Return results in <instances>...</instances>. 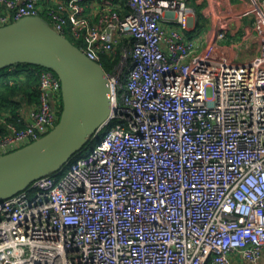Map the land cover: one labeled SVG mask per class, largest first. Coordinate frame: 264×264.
<instances>
[{
  "label": "built area",
  "instance_id": "obj_1",
  "mask_svg": "<svg viewBox=\"0 0 264 264\" xmlns=\"http://www.w3.org/2000/svg\"><path fill=\"white\" fill-rule=\"evenodd\" d=\"M254 12L255 57L239 62L186 36L189 0H0V27L39 16L102 67L117 60L112 113L90 143L0 203V264H262L264 10ZM228 28L214 41L244 46ZM37 74L38 103L0 113V156L59 123L61 81Z\"/></svg>",
  "mask_w": 264,
  "mask_h": 264
},
{
  "label": "water",
  "instance_id": "obj_2",
  "mask_svg": "<svg viewBox=\"0 0 264 264\" xmlns=\"http://www.w3.org/2000/svg\"><path fill=\"white\" fill-rule=\"evenodd\" d=\"M19 64L50 69L58 76L62 112L59 123L46 136L0 156V203L64 167L112 113L104 68L44 18L25 17L0 27V72Z\"/></svg>",
  "mask_w": 264,
  "mask_h": 264
},
{
  "label": "crops",
  "instance_id": "obj_3",
  "mask_svg": "<svg viewBox=\"0 0 264 264\" xmlns=\"http://www.w3.org/2000/svg\"><path fill=\"white\" fill-rule=\"evenodd\" d=\"M193 4H189L194 10V15L189 31L185 34L190 39L196 41L199 45V50L203 51L208 56L214 55H229L230 53L237 51L238 48H242L246 43L250 42L252 50L254 51L253 44L254 38L250 33H253L254 22V10L256 7L264 10V0H258L257 5L253 0H191ZM91 9H88L90 12ZM228 23L229 37H233L236 40H240L243 37L247 40L242 47H235L228 41L215 42L214 35L220 26V23ZM167 27V23L163 22ZM201 27V32L194 35V32ZM198 37L197 39H194ZM233 264H248L242 261L237 256H232ZM264 264V256L261 260Z\"/></svg>",
  "mask_w": 264,
  "mask_h": 264
},
{
  "label": "trees",
  "instance_id": "obj_4",
  "mask_svg": "<svg viewBox=\"0 0 264 264\" xmlns=\"http://www.w3.org/2000/svg\"><path fill=\"white\" fill-rule=\"evenodd\" d=\"M79 46V43H75ZM117 60L103 57V68L109 72ZM41 67L19 64L0 72V113L11 112L13 115L26 103L35 105L39 101L38 71Z\"/></svg>",
  "mask_w": 264,
  "mask_h": 264
},
{
  "label": "rangeland",
  "instance_id": "obj_5",
  "mask_svg": "<svg viewBox=\"0 0 264 264\" xmlns=\"http://www.w3.org/2000/svg\"><path fill=\"white\" fill-rule=\"evenodd\" d=\"M189 4H191V6H192L193 1L189 0ZM201 30H202L201 27H199L194 32V35L197 36V34L201 32ZM197 38L198 37H195L194 36V39H197ZM192 40H193V38H192ZM72 41H73V43H77L74 40H72ZM237 52H238L237 61H239V62H243V61H246L248 59H252L253 57H255V55H254L255 53L252 50V46H251V43L250 42L246 43L244 47L238 48L237 49Z\"/></svg>",
  "mask_w": 264,
  "mask_h": 264
}]
</instances>
